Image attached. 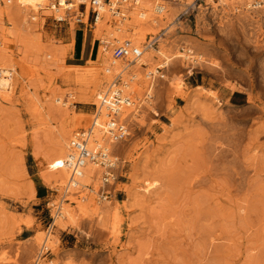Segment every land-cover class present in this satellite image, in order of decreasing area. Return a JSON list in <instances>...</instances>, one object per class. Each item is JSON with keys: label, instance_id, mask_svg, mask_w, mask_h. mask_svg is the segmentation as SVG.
Wrapping results in <instances>:
<instances>
[{"label": "rangeland", "instance_id": "374dc122", "mask_svg": "<svg viewBox=\"0 0 264 264\" xmlns=\"http://www.w3.org/2000/svg\"><path fill=\"white\" fill-rule=\"evenodd\" d=\"M181 1L188 3L179 16L182 27L170 28L173 35L162 32L166 39L198 36V14L210 7L208 0H200L185 13L195 0ZM43 11L26 16L15 9L9 27L17 38L0 39V54L15 68L16 88L10 100H0V263L34 264L40 248L36 253L33 243L50 232L58 241L43 249L49 264H264V47L255 49L242 35L228 37L213 29L200 36L230 55L239 76L198 69L190 75L175 66L170 70L179 68L180 75H170L155 67L158 77L175 74L173 79L184 85L181 92L168 81L157 87L153 110L140 113L142 122L132 125L131 136L114 152L120 164L106 201L122 208L116 233L92 226L83 215L77 224L54 226L63 196L53 188L48 168L63 126L56 99L63 97L72 114L96 110L69 86L70 69L59 66L87 65L90 59L78 55L84 36L88 33L87 48H94L92 59L101 39L94 37L92 13L83 25L75 13L58 21L55 13ZM59 46L66 48L67 53L61 51L65 57ZM60 56L63 63L57 61ZM61 70L65 73L59 75ZM233 92L245 93L247 104L225 101ZM101 185L93 194L96 200Z\"/></svg>", "mask_w": 264, "mask_h": 264}, {"label": "bare ground", "instance_id": "6f19581e", "mask_svg": "<svg viewBox=\"0 0 264 264\" xmlns=\"http://www.w3.org/2000/svg\"><path fill=\"white\" fill-rule=\"evenodd\" d=\"M255 1L256 0H208L210 7L202 9L198 14V29H196L198 30V36H192L189 33L188 35H174L173 40L164 38L162 36V32L167 33V31H170V34H172L171 30L174 28L175 24L182 27L183 23L179 20V16L184 11V6L188 3H183L182 1H167L166 11L159 15L155 12V0H143L139 6L134 7L129 11V19L127 24L124 26H119L115 22L109 8L110 4H103L100 9L99 17L94 23L95 39H101L102 42H112L113 40L121 42L123 39H130L133 44H137L138 47L144 51L141 59L137 61L130 57L120 60L116 59L113 57L112 52L102 45L99 48L97 57L89 60L87 65L67 64L61 61V56L65 57V54L61 51H65L63 49L66 48H61L60 46L58 47L60 48L61 56L57 59V61L62 62V65L65 66L63 67L60 64L59 69L64 68V71L65 69H70L66 72V80L69 82V86L74 87V90L76 91L79 89V91H81V94L79 95L85 100V102L87 104L95 105L96 110L98 108V111L95 110V113L85 112L80 115H78V113H73V115L70 113V104L65 101L63 97L58 96L56 99V102L60 104L57 110L62 112L63 115V126H61V130L59 132L60 141L58 142L59 144L56 145L58 147L55 148V153L51 156L48 168L51 170V182L53 183V188L58 193H63V196L61 197L60 202L58 200L59 206L55 211L54 226H59L64 221H70L72 224H75L77 217L80 215H83V219L92 224V226L97 225V227L99 226L101 229L107 231L109 230L110 233L111 231L115 232L116 228L119 226H117V223L119 224L120 222H118V220H120L119 214L121 212L120 209H122L121 205L118 202L100 201L101 198L100 200H96L93 196V194L97 193L98 186L104 183V174L107 170L97 162H88L81 176L76 179V188H81H78L80 191H77L75 189H71L70 187L71 172L66 164V159L70 153L71 138H73L75 133L82 128H93L90 139V148L93 151L106 148L115 156L116 154L114 152L119 150L120 147L123 146L122 144L126 142H115L112 140L110 135L106 133L104 123L107 120L108 115L106 109L100 104V97L102 94L105 93L108 88L119 85L125 94L130 96L129 103L122 108L121 118L126 120L130 124L131 128L133 125L132 129H134V125L138 126L142 122L141 118L143 115L140 113L154 108L155 105L153 104L154 101L152 98L153 92H155L154 90H157V87L159 88L160 86H163L165 82L168 81L167 84L173 86L172 88H175L178 91L180 90L179 92H181L184 85L183 80L177 78L173 79L174 76L177 77L179 74L175 72L179 68L174 69V72L177 75L174 74L171 79H167L166 73L168 71L170 72H168L170 75L174 73L170 70L171 66L180 67L181 69L185 67L190 75L194 74L193 71L195 69L207 70L210 71V73L215 74L219 73V75H221L220 77H222V74L220 73H238V70L232 63L230 55L226 53L223 54L218 47L212 44L211 41L201 37L200 34L203 32H210L214 29L221 35L228 37L231 35H242L245 43L250 45L252 44V47L255 49L263 48L264 8L254 7ZM47 3V0H0V39L9 43L11 37L17 38L14 36L16 33L15 31L13 32V28L9 27V25L12 26L10 23L12 21L9 20H12V13L15 9L25 15H29L31 13L36 16L40 15V12L44 10V15H52L51 13H55L56 17L61 20H68L73 13H77L81 3L87 4L86 13L88 15L91 11V5L88 0H74L72 5L68 6L71 9L70 11H66L64 9H49L47 7ZM86 19H88V17ZM36 20L37 18H35V21ZM8 21L10 24L7 23ZM8 28L12 31H9ZM73 28L75 29V27ZM170 28L171 30H169ZM185 29H187V27H185ZM154 32H158L157 38L160 40L158 47L145 44L148 42L149 36L153 35ZM179 32L181 31L179 30ZM172 35L169 36L172 37ZM10 43L13 42L10 41ZM71 46H74V43ZM179 47L184 48L185 52L179 51ZM55 49L58 50L57 48ZM62 53L64 55H62ZM221 53L224 56V63H222L224 65L226 64L225 66L222 65L219 60V55H221ZM5 60L6 58L0 54V100H10L12 96L15 95L16 90L14 81L15 68L13 69V65L11 66V64H7L8 62ZM145 66H149V69H145ZM157 66L158 68H163L166 73L158 77L157 72L159 70L157 71V68H155ZM20 67L22 66H19V68ZM62 73L64 74L65 72L62 71L59 75ZM158 74L160 75V73ZM239 75L240 74L238 73V76ZM16 77H18V75ZM225 77L227 78V76ZM175 80L176 82H174ZM169 85L166 87L171 88ZM196 88H201V85ZM171 89L169 90L173 93V90L175 89ZM232 89L235 90L237 87L234 86ZM67 92L70 93V91ZM71 95L74 94L71 93ZM60 96H63V94ZM96 115L98 117H96ZM91 117L93 119H90ZM96 118H98V125L93 126V121H96ZM90 122L91 124L89 125ZM128 195L130 197V193ZM63 225L65 227V224ZM63 225H61V227ZM42 234L37 236H44ZM46 235L47 236L44 238H37L38 240L33 243V249L35 248L34 251L40 248L39 252L36 251V253H38L36 254V261L34 264H49L47 262L48 258L47 260L43 258L45 257L42 255L43 249L47 248L49 244L50 246H57L55 245L57 244L55 243V240L58 238L55 239L50 232ZM115 236L117 235L115 234ZM42 241H44V243L41 247ZM50 264H52L51 261Z\"/></svg>", "mask_w": 264, "mask_h": 264}, {"label": "built area", "instance_id": "2783aa9c", "mask_svg": "<svg viewBox=\"0 0 264 264\" xmlns=\"http://www.w3.org/2000/svg\"><path fill=\"white\" fill-rule=\"evenodd\" d=\"M47 7L52 10L64 9L70 11L68 7L72 5L74 0H47ZM91 5V13L93 14L94 23L97 21L100 9L103 4H110V11L114 17L115 22L119 26H124L127 24L129 19V11L141 4L143 0H88ZM173 1L179 2L181 0H155V12L159 15L163 14L166 10V2ZM200 0H195L193 3L188 5L185 9V13L193 11ZM254 7H263L264 0H256L254 2ZM84 11H81V9ZM87 4L81 3L79 11L76 14L77 23L85 25L83 22L86 16ZM58 21H64L56 18ZM66 20V19H65ZM158 38H154L146 45L156 46ZM1 44V42H0ZM105 46L112 52V55L116 59L133 58L137 61L142 58L144 51L138 47V45L133 44L130 39H123L121 42L113 40L112 42H102L100 40V46ZM100 48V47H99ZM130 101V96H127L123 89L119 85L112 86L107 89L105 93L100 97V104L107 111V120L104 123L106 133L110 135L113 141L121 142L126 141L131 136L130 124L122 119V108L127 105ZM98 111V108L97 110ZM99 114V113H98ZM96 117H98L96 115ZM98 125V118L93 121V126ZM93 132V128L84 129L77 132L72 138L70 143V153L66 159V164L71 172L70 177V187L71 189H76V179L79 178L88 162H97L101 164L103 168L107 170L104 174V186L100 189V198L103 200H109L111 198V192L108 187L111 182L117 180L116 168L120 164L119 157L111 154L106 148L99 149L98 151H93L90 148V139Z\"/></svg>", "mask_w": 264, "mask_h": 264}, {"label": "crops", "instance_id": "0c3cea01", "mask_svg": "<svg viewBox=\"0 0 264 264\" xmlns=\"http://www.w3.org/2000/svg\"><path fill=\"white\" fill-rule=\"evenodd\" d=\"M87 39H88V33H86V35L83 38L82 46L78 54L80 60H84L85 58H89L90 60H92L93 58L94 48L91 49L87 48ZM224 99L225 101L229 102L232 106H244L248 102V96L243 92H233L227 95Z\"/></svg>", "mask_w": 264, "mask_h": 264}]
</instances>
